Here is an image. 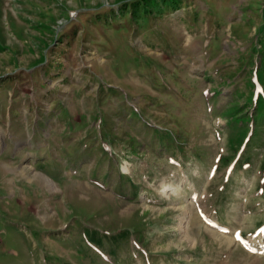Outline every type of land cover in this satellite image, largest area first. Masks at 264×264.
<instances>
[{
    "label": "rangeland",
    "instance_id": "rangeland-1",
    "mask_svg": "<svg viewBox=\"0 0 264 264\" xmlns=\"http://www.w3.org/2000/svg\"><path fill=\"white\" fill-rule=\"evenodd\" d=\"M0 131V264H264V0H0Z\"/></svg>",
    "mask_w": 264,
    "mask_h": 264
},
{
    "label": "bare ground",
    "instance_id": "bare-ground-1",
    "mask_svg": "<svg viewBox=\"0 0 264 264\" xmlns=\"http://www.w3.org/2000/svg\"><path fill=\"white\" fill-rule=\"evenodd\" d=\"M27 169H28V167H26V166L25 167H22V171H23L24 175L29 178L30 176H28V174L26 172Z\"/></svg>",
    "mask_w": 264,
    "mask_h": 264
},
{
    "label": "crops",
    "instance_id": "crops-1",
    "mask_svg": "<svg viewBox=\"0 0 264 264\" xmlns=\"http://www.w3.org/2000/svg\"><path fill=\"white\" fill-rule=\"evenodd\" d=\"M1 132V131H0Z\"/></svg>",
    "mask_w": 264,
    "mask_h": 264
}]
</instances>
